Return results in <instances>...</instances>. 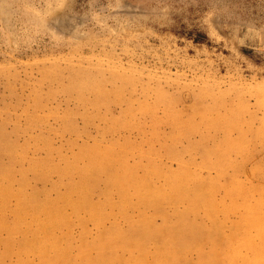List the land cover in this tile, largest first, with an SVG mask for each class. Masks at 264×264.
Segmentation results:
<instances>
[{"label":"rangeland","instance_id":"1","mask_svg":"<svg viewBox=\"0 0 264 264\" xmlns=\"http://www.w3.org/2000/svg\"><path fill=\"white\" fill-rule=\"evenodd\" d=\"M0 264H264V0H0Z\"/></svg>","mask_w":264,"mask_h":264}]
</instances>
